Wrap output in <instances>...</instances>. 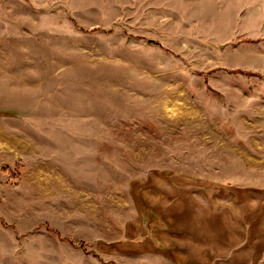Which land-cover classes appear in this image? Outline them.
Instances as JSON below:
<instances>
[{"label": "rangeland", "instance_id": "1", "mask_svg": "<svg viewBox=\"0 0 264 264\" xmlns=\"http://www.w3.org/2000/svg\"><path fill=\"white\" fill-rule=\"evenodd\" d=\"M0 264H264V0H0Z\"/></svg>", "mask_w": 264, "mask_h": 264}]
</instances>
